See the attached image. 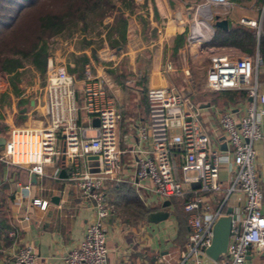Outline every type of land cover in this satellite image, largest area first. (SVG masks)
Instances as JSON below:
<instances>
[{"label": "crops", "instance_id": "1", "mask_svg": "<svg viewBox=\"0 0 264 264\" xmlns=\"http://www.w3.org/2000/svg\"><path fill=\"white\" fill-rule=\"evenodd\" d=\"M210 1L216 0H138L135 10L126 13L122 46L117 48L116 53L108 55L106 63L93 61L87 51H81L86 58L85 63L91 65V72L106 79L107 97L120 114L117 122L120 174L116 181H105L103 189L109 209L103 228L108 264H163L162 260L166 255L173 261L178 259L185 244L188 215L181 211L179 203L172 201L164 208L168 216L158 223H148L145 217L131 220L133 213L125 208V203L121 200V189H131L145 208L154 211L160 209L157 206L161 202L154 195L133 185L135 155L130 150L136 147L145 150L151 148L149 140L138 142L137 139L139 127L146 123V91L149 88L171 87L180 95V91L174 87L178 81L177 70L185 69L188 72L193 60L201 55H207L208 63L216 55H258L256 41L248 54L232 46H209L207 42L218 28L214 26L215 16L218 20L224 19L227 22L226 30L218 28L221 31L241 27L253 30L257 38V29L260 28L263 32L261 35H264V0H227L232 3L228 9L214 6ZM240 19L253 21L255 26L243 24ZM179 34L182 37L177 44L175 37ZM69 50H72L71 47ZM79 53L73 50L74 55ZM208 63L201 73V82H205ZM167 65L170 69L166 68ZM73 67L77 74L79 65ZM23 68L18 69V95L13 93L9 82L0 84L1 95L6 96L0 99V137L6 138L14 128H36L44 123L42 91L37 90L35 85L24 86L20 83L24 75ZM257 82L258 92L264 94V73L258 75ZM77 87L80 88L79 83ZM187 91L190 93L194 90L190 88ZM210 93L204 101L196 103V115L213 146L224 151L225 139L218 129V115L223 112H230L236 117L243 115L248 98L241 90H211ZM189 96L187 94L185 98ZM76 97L81 99L79 90ZM206 103L208 106L198 108V105ZM257 107H264V104H257ZM78 117L87 136H92L97 122L96 115H88L80 110ZM260 130L262 137L254 141L252 147L257 184L262 193L261 212L264 216V115L260 117ZM58 144L61 146L60 142ZM74 161L81 169L86 167L82 158ZM72 165L73 159L65 156L62 159L60 155L43 167L42 175H34L35 180L31 182V173L25 167L0 160V204L4 210V216H0V220L4 219L10 225V230H0V264H14L12 255L20 245L32 247L36 254L33 264H64L63 257L82 239L85 226L93 218L90 202L80 198L74 181L69 177ZM87 170L90 171L89 168ZM217 178L222 192L203 197L211 206H216L229 185L228 164L219 165ZM27 183V197H22L19 186ZM32 198L46 201L45 209L40 210L31 205ZM242 205L243 196L235 190L227 196L224 211L230 208L239 217ZM12 230L15 235L10 237L8 232ZM245 263L264 264V244L250 247ZM201 264L212 263L208 257H203Z\"/></svg>", "mask_w": 264, "mask_h": 264}, {"label": "built area", "instance_id": "2", "mask_svg": "<svg viewBox=\"0 0 264 264\" xmlns=\"http://www.w3.org/2000/svg\"><path fill=\"white\" fill-rule=\"evenodd\" d=\"M208 2V1H206ZM227 9L231 1H210ZM240 22L255 26L253 21ZM257 34H263L260 28ZM167 69L170 66L167 65ZM264 73V60L253 57L216 55L209 59L205 85L212 91L241 90L248 104L241 116L230 112L218 115V129L225 139V150L213 146L198 116L185 104L184 98L173 88H149L146 91V123L139 127L138 142L149 140L150 150L140 147L130 150L135 156L133 185L154 195L161 203H179L188 215V232L175 264H201L207 257L212 226L225 213L227 196L238 190L243 196L242 212L231 220L225 253L212 264H246L248 248L264 244V216L261 212L262 193L254 167L252 144L262 137L260 117L264 115V94L258 92L257 77ZM43 103L44 123L36 128L11 129L0 150V160L25 167L34 175H42L43 167L60 155L73 159L69 177L78 194L90 202L93 218L87 223L82 239L63 257L64 264H108V249L104 222L109 215L103 189L105 181H116L120 174V151L117 148V122L120 114L107 97V81L91 72L85 63L80 78L54 65L48 57L45 64ZM106 81V82H105ZM80 84L78 89L77 84ZM77 90L81 99L76 97ZM95 114L97 124L92 136L80 125L79 111ZM64 151H61V146ZM96 156V172L81 169L74 161ZM178 158V160H177ZM221 163L229 165V185L216 206L203 197L221 191L217 178ZM191 173V174H190ZM56 174V173H55ZM193 183L197 187L193 188ZM29 183L20 185L22 197H27ZM31 205L44 210L47 202L32 198ZM24 219H27L24 217ZM10 237L14 231L8 232ZM36 254L30 245H20L12 255L14 264H33Z\"/></svg>", "mask_w": 264, "mask_h": 264}, {"label": "rangeland", "instance_id": "3", "mask_svg": "<svg viewBox=\"0 0 264 264\" xmlns=\"http://www.w3.org/2000/svg\"><path fill=\"white\" fill-rule=\"evenodd\" d=\"M35 1L34 5L25 10L18 23L17 34L21 35L19 40L18 36L15 35L18 46L27 48L34 40L42 38L47 49L46 60L50 57L54 65L64 66L68 72H70V69L71 73L75 74L76 68L73 67V65H79L77 76H80L81 66L85 63V61L81 60L83 57L81 51H87L93 61L104 63L107 62L106 59L110 53H116L117 49L111 46V40L115 35V31H111V26L116 25V27H119L121 21H125V18H127L126 13H128L130 9L135 10L138 4V0H107L109 3L98 10L99 13L97 14V18L91 16V14H85L83 20L77 21L74 15V11L79 8L77 0ZM101 11L104 12L102 16H100ZM190 11L192 12L193 9ZM47 13L63 18L64 27L59 33L47 35V33L43 32L39 27V17ZM70 13L73 14L70 15ZM120 46H122V42ZM70 47L72 50H69ZM73 50L75 52L79 51L80 53L74 55ZM193 61L194 63L188 68L189 73L185 72V69L177 70L179 72L177 77L178 81L177 85L174 87L180 92L187 91V89L190 88L194 90L188 93L190 96L184 99V104L196 114V103L201 100L204 101L205 98L209 97L211 95V90L206 87L205 82H201V73H203L208 63L207 55L198 56ZM22 63L24 75L20 83H22V85L24 84V86L35 85L37 90L42 89L44 84V73L41 75L33 69L27 58H22ZM8 82V75L6 77V74L0 71V84H6ZM201 85L202 87H199ZM1 94L2 93H0V99H3V95ZM196 184L197 183H193L192 186ZM157 207L159 208L160 204H158ZM130 219L133 220V216H130ZM182 252H184V245L181 250V253ZM162 262L164 261L162 260Z\"/></svg>", "mask_w": 264, "mask_h": 264}, {"label": "trees", "instance_id": "4", "mask_svg": "<svg viewBox=\"0 0 264 264\" xmlns=\"http://www.w3.org/2000/svg\"><path fill=\"white\" fill-rule=\"evenodd\" d=\"M77 1L79 8L74 11L75 19L77 21L83 20L85 14H91V16L97 18V14L99 13L98 10L109 3L107 0ZM35 2V0H0V71L8 75L9 83L12 87L13 93L16 95L19 93L18 82L20 73L18 72V69L23 67L22 58H27L33 69L41 75H43L45 70L47 49L42 38L34 40V42L30 43L27 48H24L18 46L17 38L15 36L17 35L18 40L20 39L21 35L17 34L20 18L25 10L34 5ZM129 11H131V9ZM71 14L73 13H70V15ZM100 14V16H102L104 15V12L101 11ZM38 24L41 30L46 32L47 35L59 33L64 27L62 17L49 13L39 17ZM111 31H115V35L111 40V46L117 49L120 47V43L124 41L125 21H121V25L119 27L112 25ZM181 37V34L175 37L177 44ZM255 41L258 55L262 60H264V35H258V37L255 38L253 30H245L241 27H234L227 31H221L216 28L209 42H207V45L232 46L248 54L251 52L253 45H255ZM81 60L86 61V58L83 56ZM69 71L71 72L70 69ZM5 97L6 96H3V98ZM121 192H123L121 200L125 203V208H129L128 210L132 211L133 219H143L146 214L154 211L142 206L138 198L128 187H124V189L122 188ZM2 209L3 205L0 204L1 217L4 216V210ZM0 230H10V225L6 224L4 219L0 220ZM163 261V264H175L177 259L173 261L169 255H166L164 256Z\"/></svg>", "mask_w": 264, "mask_h": 264}, {"label": "water", "instance_id": "5", "mask_svg": "<svg viewBox=\"0 0 264 264\" xmlns=\"http://www.w3.org/2000/svg\"><path fill=\"white\" fill-rule=\"evenodd\" d=\"M214 26L226 30L227 22L224 19H219L215 16ZM189 91L180 92L181 97L185 98ZM206 104L198 105V108L206 107ZM97 124V122H96ZM5 138L0 137V146L4 144ZM61 151H64V146H62ZM64 155L62 154V159ZM96 156L89 155L85 157L86 166L89 168L91 172H96L97 161ZM35 176L33 173L30 174V181L34 182ZM197 187V184L194 185ZM169 206L168 201H163L160 205V209L156 211L149 212L145 216V220L148 223H158L167 218L168 212L163 210L164 208ZM235 219V215L232 213L230 208H226L225 213L220 215L214 222L211 232V242L210 245L205 249V255L212 261L216 260L218 257L222 256L226 251V246L230 234V224L231 220ZM249 253V248L246 251V255Z\"/></svg>", "mask_w": 264, "mask_h": 264}]
</instances>
